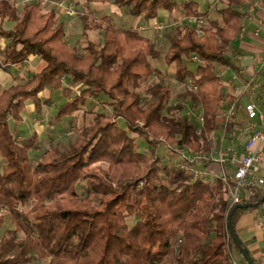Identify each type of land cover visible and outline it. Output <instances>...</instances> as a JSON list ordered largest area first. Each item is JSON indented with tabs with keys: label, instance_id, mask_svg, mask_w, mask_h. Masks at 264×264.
I'll return each mask as SVG.
<instances>
[{
	"label": "trees",
	"instance_id": "trees-1",
	"mask_svg": "<svg viewBox=\"0 0 264 264\" xmlns=\"http://www.w3.org/2000/svg\"><path fill=\"white\" fill-rule=\"evenodd\" d=\"M17 1L0 0V36L9 40L0 50V67L8 70L31 55L47 64L0 89V264H229L230 250L242 257L228 238L230 201L222 180H195L169 161L185 162V147L208 156L218 134L232 139L243 124L220 68L236 69L231 44L245 24V0H213L206 9L192 0H113L146 20L182 7L183 20L175 23L164 54L142 31L76 4L83 36L89 30L102 35L101 41L85 37L78 48L67 40L57 6L45 10L38 1ZM187 16L203 23H189ZM7 22L13 25L5 28ZM193 56L198 61L191 69ZM153 59L174 65L175 73ZM172 80L197 89L184 88L171 104ZM48 88L67 98L57 122L97 99L111 111L96 112L74 140L52 143L34 164L30 152L38 148V134L21 142L11 120L21 121L30 101L39 110L46 103L40 93ZM231 104L236 109L226 122L222 113ZM140 139L149 147L143 149ZM162 143L166 160L158 151ZM263 194L258 188L244 202L256 203ZM262 206L264 213V201L235 211L237 234L242 212Z\"/></svg>",
	"mask_w": 264,
	"mask_h": 264
},
{
	"label": "crops",
	"instance_id": "crops-1",
	"mask_svg": "<svg viewBox=\"0 0 264 264\" xmlns=\"http://www.w3.org/2000/svg\"><path fill=\"white\" fill-rule=\"evenodd\" d=\"M75 1L76 4H78V7L84 9L85 11L93 10L98 14L105 12H107L106 14H110L109 11H113L121 18L125 17L126 20L125 22H123L124 24L119 26L130 27L131 24L127 22H133L132 20L133 18L131 19L129 18L130 17L129 13L126 12L125 8L118 7L117 5L114 4L113 0H75ZM177 2L179 4H182L180 0H177ZM240 7L245 11L246 14L244 31L242 34L240 33L236 39L233 40L231 44L232 48L230 52V56L235 63L236 69L233 68L226 69L224 67H221L220 72L223 74L225 91L232 97L236 98L237 119L242 118V121L245 122L246 121L245 103L247 101H253L257 105L259 111L264 113V0H245V3L242 4ZM59 15H60L59 21L63 22L66 28L67 40H69V42L72 45H76L78 48L82 47L80 46L81 44L80 39L83 35V24L79 25L76 22L75 17H69L68 15H63V14H59ZM111 15L113 16V14ZM64 17L69 19L71 22L67 23L64 20ZM160 21L162 20L159 18H155L150 20L148 24L143 25L142 23H140V20H138L135 27L133 28H136L140 31L144 27L152 28V30H154L157 35L158 32L153 27L154 24ZM76 27L80 29L78 30L80 36L78 39L79 41L77 40L78 42L73 43L74 42L73 39L77 37L75 36L76 31L74 30ZM72 28L73 30H71ZM145 34L151 37L148 33ZM99 35H101V33ZM8 41L9 40L5 38L0 41V50H3L6 47ZM238 54L242 55L241 59L240 58L238 59L237 57ZM46 64H47L46 61L42 59L40 56L31 55L24 63L9 66L8 70H5L3 67H0V89L10 85L11 82L14 81L15 79H18L19 75H15L11 70H18L20 72L19 73L20 76L24 80H26L31 73L40 72L41 70H43ZM235 75H237L238 77L234 78ZM68 82H69L68 78L65 79L63 82L64 86H67L69 84ZM44 93H46V95ZM44 93H42L40 96L42 100L49 103V101L51 100L50 96L53 93V89L51 88L46 89ZM27 105L26 107H30V110H33L34 108L37 109V106L34 102L30 103V105L28 106ZM59 107H56L54 109L55 111L54 115L58 111ZM35 121L37 123H40V119L38 117L35 119ZM52 122L53 121H51V123ZM14 129L16 128L14 127ZM16 130L19 131V129ZM18 134L20 141L25 139L27 135L30 136L29 133H27L26 136L19 132ZM238 134L239 133L236 132V135L232 137V139L226 138L225 144L240 146V149L242 150V146L238 138ZM219 135L220 134H218L217 136ZM51 139L52 136H50V140ZM56 143L57 141L54 142V144ZM208 166L209 169L212 170L219 169L218 165L216 164H210ZM238 234L242 239V241L247 245L252 257L257 259L261 264H264L263 206L260 209H252L242 212L238 221ZM236 254H238V252H236ZM240 261L242 262V260Z\"/></svg>",
	"mask_w": 264,
	"mask_h": 264
},
{
	"label": "built area",
	"instance_id": "built-area-1",
	"mask_svg": "<svg viewBox=\"0 0 264 264\" xmlns=\"http://www.w3.org/2000/svg\"><path fill=\"white\" fill-rule=\"evenodd\" d=\"M20 2L38 1L41 6L48 4L57 6L61 13L68 16H77L78 10L75 0L57 1V0H18ZM220 1V0H216ZM189 23H203L202 19L193 16L185 17ZM166 25L158 22L154 28L159 31V37H162V30ZM244 27L241 30V34ZM199 34L203 30L198 29ZM238 59L242 55L238 54ZM194 62L198 61L197 56H193ZM238 76L235 75L234 78ZM186 90L195 91L196 85L191 82L183 83ZM235 112V106L230 105L223 113L224 120L229 121ZM246 121L236 127L240 146L226 145V134L223 133L217 137L216 148L208 156L202 154H193L190 148L182 149V155L185 162H176L171 159L169 163L176 164L177 168L189 170L195 180H208L210 176L220 178L224 184L228 199L230 201L227 217L231 209L244 202V198L258 188L264 187V113L260 112L253 101L245 103ZM202 121V120H201ZM181 153V152H180ZM210 164L218 165V170L209 169ZM231 236L228 229V238ZM235 251L230 250L229 264H243L237 257Z\"/></svg>",
	"mask_w": 264,
	"mask_h": 264
},
{
	"label": "rangeland",
	"instance_id": "rangeland-1",
	"mask_svg": "<svg viewBox=\"0 0 264 264\" xmlns=\"http://www.w3.org/2000/svg\"><path fill=\"white\" fill-rule=\"evenodd\" d=\"M186 1H191V0H180V2L183 4ZM192 1H198L200 4L201 9H206L208 7V4L213 1V0H192ZM18 2V1H17ZM20 3V2H19ZM43 8L45 10H47V7ZM79 9V8H78ZM181 10V11H179ZM61 12V11H60ZM107 13V12H105ZM110 14H113L114 20L116 22V24L118 25H123L125 22V17H120L119 15L115 14L113 11H109ZM63 14V13H60ZM65 15V14H63ZM60 16V15H59ZM129 18H133V22H127L129 24H131L130 27H135L136 23L138 20H140V23H142L143 25L148 24V22L150 20H146L144 17L142 16H133L129 14ZM72 17V16H69ZM68 17V18H69ZM76 19V22L80 25L82 24L79 16H73ZM159 19H161L165 25L170 24L171 26L169 28H165L162 31V37H159L158 33L156 35L155 31L152 30V28H142L141 31L148 33L153 41L156 43L157 47L162 51V53H166V51L169 48L170 45V39L172 38V36L176 33V24L175 23H180L183 20V9L180 6L179 9H175L173 11H169L167 9H161L159 11V16L157 17ZM64 20L68 23L71 22L69 19L64 17ZM157 24V23H156ZM154 24V26L156 25ZM13 25L12 22H7L4 24L5 28H9ZM73 30V28L71 29ZM76 32L77 37H75L73 40V43L78 42L79 40V31L80 30L78 27H76L74 29ZM158 32V31H157ZM100 33L98 31H94V30H89L88 32V36H83L81 37V44L80 46H84L85 45V37L90 38V39H94L95 41H101L102 40V35H99ZM4 37L0 36V41L3 40ZM78 40V41H77ZM153 63L157 66H159L161 69L165 70L168 74H174L176 71V68L174 65L172 66H168L163 59L161 60H157V59H153ZM197 63L195 62H190L188 63L189 68H195ZM15 75H19L18 79L16 80V82H23L25 81L21 76H20V72L18 70H11ZM153 79V78H152ZM149 80V82L147 83L150 84L151 82H153V80ZM13 83V81L11 82ZM173 83V87H174V99L171 101V104H175V102H177V96L180 93L184 92V86L182 83L176 81V80H172ZM146 85V84H145ZM146 85V86H147ZM9 86V85H8ZM50 89V88H48ZM44 91H42V93H44ZM41 93V94H42ZM62 90L61 89H53V93L50 96V101L49 103H42L41 108L38 110L36 108H34L33 110H30V107H26L24 112H23V116L24 119L20 122H16L14 120H11V127H15L16 129H19V133L23 134V135H27V133L31 135H33L34 133L38 134V148L31 150L30 155L32 157V161L34 162V164H36L42 157V153L48 149L52 143L54 144L55 141H57V143H63V144H68L70 141L74 140L78 134V130L79 128L85 124V123H91L94 121V116L96 112H110L111 108L108 106H104L100 101L96 102H90L89 104L86 105V110H81L78 113H75L72 118H64L61 121H56L54 120V109L56 107L61 106V104L66 100V97H64V95L62 94ZM40 94V95H41ZM46 95V93H44ZM102 100L105 99L104 96L101 97ZM44 101V100H43ZM30 103H33L32 101H30L28 103V105H30ZM99 103V104H98ZM27 105V106H28ZM40 119V123H37L35 121L36 118ZM51 121H53L51 123ZM40 131H39V130ZM50 136H52L51 142H50ZM27 139V138H26ZM25 139L21 140V142H23ZM56 143V144H57ZM139 143L141 145V147L143 149L148 148L149 145L143 140L140 139ZM159 154L164 158V160H166V158H168V149L166 147V145H164L163 143L159 145ZM4 166L1 157H0V169H2V167ZM261 207H256L255 209H260ZM131 223H133V221H131ZM2 233V230H0V234ZM19 236L22 237L23 233H19ZM237 257L239 258V260H242V262H244V264H247L245 259L243 257H240V255Z\"/></svg>",
	"mask_w": 264,
	"mask_h": 264
},
{
	"label": "water",
	"instance_id": "water-1",
	"mask_svg": "<svg viewBox=\"0 0 264 264\" xmlns=\"http://www.w3.org/2000/svg\"><path fill=\"white\" fill-rule=\"evenodd\" d=\"M263 201H264V194L260 197L258 202H256V203L243 202V203L237 204L231 209V211L229 213L228 223H229L230 234L232 235L234 241L236 242V244L240 248L242 257L245 259L247 264H257V263L255 262L254 258L252 257L249 249L246 246H244L242 239L240 238V236L235 231V229L232 225V216L235 213V211L239 208L253 207V206L259 205Z\"/></svg>",
	"mask_w": 264,
	"mask_h": 264
}]
</instances>
